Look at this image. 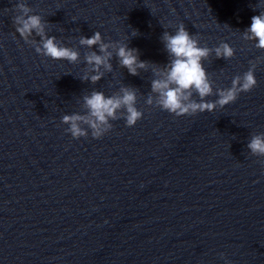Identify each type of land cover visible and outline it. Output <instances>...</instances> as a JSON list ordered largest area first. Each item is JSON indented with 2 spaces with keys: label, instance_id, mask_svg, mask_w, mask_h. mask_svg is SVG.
I'll list each match as a JSON object with an SVG mask.
<instances>
[{
  "label": "water",
  "instance_id": "95a60500",
  "mask_svg": "<svg viewBox=\"0 0 264 264\" xmlns=\"http://www.w3.org/2000/svg\"><path fill=\"white\" fill-rule=\"evenodd\" d=\"M18 2L0 0V264H264V157L247 148L264 132V49L242 37L264 3L24 0L48 35L80 51L70 63L20 37ZM181 23L200 46L235 49L203 61L214 90L260 57L257 86L195 115L147 105L151 63L169 60L161 36ZM95 31L138 49L148 69L133 76L114 54L111 72L82 81L84 54L97 49L79 38ZM125 85L143 112L135 126L121 117L101 138L65 131L63 115L85 112L84 95Z\"/></svg>",
  "mask_w": 264,
  "mask_h": 264
},
{
  "label": "clouds",
  "instance_id": "9594fccd",
  "mask_svg": "<svg viewBox=\"0 0 264 264\" xmlns=\"http://www.w3.org/2000/svg\"><path fill=\"white\" fill-rule=\"evenodd\" d=\"M261 2L264 3V0ZM15 8L18 13L13 17L15 30L26 43L35 46L38 54L53 60H67L70 63L80 60V51L77 48L65 46L54 35L47 34V22L41 15L34 13L24 0H19ZM242 37L246 41H254L256 48L264 49V11L251 17V25L242 31ZM161 40L169 56L164 65L141 60L139 50L129 47L128 44L105 41L100 31H95L90 37L81 35V46L88 49L95 46L97 50L85 52L84 61L87 67L80 79L93 84L101 80L106 72L112 71L111 60L114 54L120 66L126 68L133 76L139 75L141 69L147 70L150 63L154 64L155 78L151 81V93L147 96L146 104L157 106L175 116L195 115L216 110L218 107L224 108L234 102L240 93L249 92L257 86L255 69L260 57L256 61H250V67L243 74L234 76L231 86L214 90V81L209 79L203 61L213 51L216 58L226 60L233 57L235 49L229 43L221 42L214 49L200 46L199 37L190 34L182 23L175 33L164 31ZM212 95H216L217 99H206ZM136 103L137 89L132 86H122L112 95L93 90L83 96V108L86 111L65 114L61 122L68 125L65 131L73 138L86 137L89 130L93 138H101L112 129L111 121L121 117L127 126H135L143 116ZM247 148L252 155L264 157V132L253 134ZM220 256L225 258L224 253H220ZM225 264H231V261L225 258Z\"/></svg>",
  "mask_w": 264,
  "mask_h": 264
}]
</instances>
